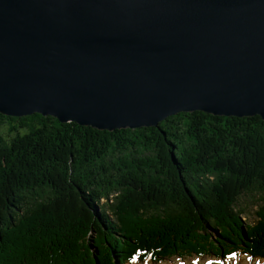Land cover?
<instances>
[{
    "label": "trees",
    "instance_id": "16d2710c",
    "mask_svg": "<svg viewBox=\"0 0 264 264\" xmlns=\"http://www.w3.org/2000/svg\"><path fill=\"white\" fill-rule=\"evenodd\" d=\"M112 252L264 259V119L192 111L107 131L0 113V264H114Z\"/></svg>",
    "mask_w": 264,
    "mask_h": 264
},
{
    "label": "water",
    "instance_id": "95a60500",
    "mask_svg": "<svg viewBox=\"0 0 264 264\" xmlns=\"http://www.w3.org/2000/svg\"><path fill=\"white\" fill-rule=\"evenodd\" d=\"M264 119V0H0V113L98 130Z\"/></svg>",
    "mask_w": 264,
    "mask_h": 264
},
{
    "label": "rangeland",
    "instance_id": "374dc122",
    "mask_svg": "<svg viewBox=\"0 0 264 264\" xmlns=\"http://www.w3.org/2000/svg\"><path fill=\"white\" fill-rule=\"evenodd\" d=\"M239 202H240V207L243 208L244 210L243 217H242L243 222L244 223L255 222L257 218L255 217L256 208L251 198L247 196H242ZM113 245H114L113 251H115L116 247L119 249H123L121 248L122 245L120 243L119 244L114 243ZM115 254L116 253L112 252L113 257H115ZM223 257L224 256H222L221 258V256L210 254V255H201L198 257H183V258L171 257L167 259H160L157 261H150L148 259L146 263L145 261L132 262L131 260H129L128 262L124 263L120 255H118L115 257L114 264H209V262L210 264H264L261 260L252 258L253 256L251 255H244L241 257L234 256L232 258H227V259L226 257L225 258Z\"/></svg>",
    "mask_w": 264,
    "mask_h": 264
},
{
    "label": "snow or ice",
    "instance_id": "6c2138e0",
    "mask_svg": "<svg viewBox=\"0 0 264 264\" xmlns=\"http://www.w3.org/2000/svg\"><path fill=\"white\" fill-rule=\"evenodd\" d=\"M209 264H210V262H209Z\"/></svg>",
    "mask_w": 264,
    "mask_h": 264
}]
</instances>
